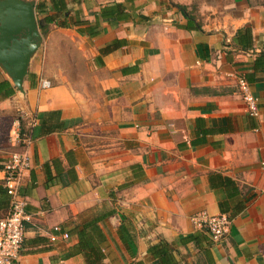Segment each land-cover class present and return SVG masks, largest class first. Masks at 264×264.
Masks as SVG:
<instances>
[{"label": "crops", "instance_id": "1", "mask_svg": "<svg viewBox=\"0 0 264 264\" xmlns=\"http://www.w3.org/2000/svg\"><path fill=\"white\" fill-rule=\"evenodd\" d=\"M31 1L23 90L0 65V215L15 118L30 140L13 264H264V0Z\"/></svg>", "mask_w": 264, "mask_h": 264}, {"label": "built area", "instance_id": "2", "mask_svg": "<svg viewBox=\"0 0 264 264\" xmlns=\"http://www.w3.org/2000/svg\"><path fill=\"white\" fill-rule=\"evenodd\" d=\"M239 94L250 116L259 114L257 97L254 95L244 76L236 79ZM41 87H49L50 81L42 79ZM10 143L22 145L13 150L2 162L4 172L3 185L8 198V206L4 214L0 215V264H13L17 259L24 238V221L26 219V198L20 193V187L25 172L30 168L31 158L26 145L29 137L21 130L18 118L12 121L8 132ZM190 221L196 227L206 230L214 241L223 239L227 233L230 217L226 213L210 214L204 210L190 215ZM66 237L67 234L64 233Z\"/></svg>", "mask_w": 264, "mask_h": 264}, {"label": "water", "instance_id": "3", "mask_svg": "<svg viewBox=\"0 0 264 264\" xmlns=\"http://www.w3.org/2000/svg\"><path fill=\"white\" fill-rule=\"evenodd\" d=\"M41 40L34 1L0 0V65L19 90L31 53Z\"/></svg>", "mask_w": 264, "mask_h": 264}, {"label": "trees", "instance_id": "4", "mask_svg": "<svg viewBox=\"0 0 264 264\" xmlns=\"http://www.w3.org/2000/svg\"><path fill=\"white\" fill-rule=\"evenodd\" d=\"M179 7L181 8V9H183L184 8V6H182V5H179ZM104 8L101 10V16L102 17H104L105 15H104ZM41 31H42V33L44 34L45 33V31H46V29L43 27V28H41ZM4 193L6 194V192H5V189H4ZM6 206H8V198H7V203H6Z\"/></svg>", "mask_w": 264, "mask_h": 264}]
</instances>
